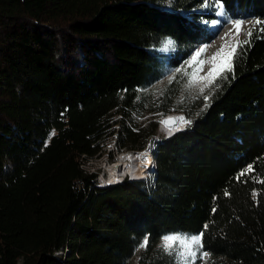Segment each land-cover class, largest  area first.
Returning a JSON list of instances; mask_svg holds the SVG:
<instances>
[{
    "label": "trees",
    "instance_id": "obj_1",
    "mask_svg": "<svg viewBox=\"0 0 264 264\" xmlns=\"http://www.w3.org/2000/svg\"><path fill=\"white\" fill-rule=\"evenodd\" d=\"M220 1L224 17L261 23L237 50L234 78L219 77L185 129L157 138L159 120L134 114L171 111L145 90L217 35L216 7L0 0V264H128L136 254V264H179L159 244L175 232L202 233L215 264H264V0ZM114 130L119 148L150 146L154 179L101 185L84 167Z\"/></svg>",
    "mask_w": 264,
    "mask_h": 264
},
{
    "label": "rangeland",
    "instance_id": "obj_2",
    "mask_svg": "<svg viewBox=\"0 0 264 264\" xmlns=\"http://www.w3.org/2000/svg\"><path fill=\"white\" fill-rule=\"evenodd\" d=\"M166 1L168 2L170 0ZM220 3L223 4L221 1ZM205 4L209 6L213 5L216 7L217 12L220 11V9L214 4L212 0H205ZM236 19L242 21L239 35H237L236 29L231 22L232 20ZM256 20L258 19L254 16L229 19L224 17V12L220 14L219 18L212 22V26L217 31V35L208 42L196 45L189 57L183 60L179 66H168L163 77L145 90V102L150 103L156 99V101L159 100L162 102L161 104L157 103V105L160 106H162L166 101L170 102L171 111L168 114L177 112L179 116L181 115L183 118L186 117V119H184L186 121H191L190 114L192 116H196L202 113L206 108V103L207 105L210 103L221 86V82L219 83L218 80L221 76H217L215 81L211 82V78L208 76L210 69L213 67L220 68L224 64L226 53L232 50L237 41H241L245 36H247V33L250 29L252 30L253 28L257 27V25H259L255 24ZM171 40L173 41V39ZM162 47L170 51L175 47V42L173 45L167 47L162 43ZM201 48H204L205 50L200 52ZM197 53H199V55H197ZM193 57H196L195 61L193 60ZM177 69H181L182 71L177 72ZM201 89H203V92L200 91ZM166 95H168L169 98H167ZM205 96L209 97L207 102L204 100ZM155 113H158L157 117H153V114ZM155 113L149 111L141 115H139V113H135L134 121L144 125L149 124V121L152 118H157L159 122L154 136H158L160 133V119L162 116L165 117L168 114L165 113L163 115H159L160 112ZM182 123L184 122L182 121ZM113 127L114 129H117V124H114ZM117 139V131L115 132L114 130V132L107 134L106 137L100 141L99 154L91 158H85L83 161L84 167L89 171H95L98 169L100 170L99 176L97 177L98 184L105 180L109 173V166L117 163V160L120 156L132 153L134 152L133 150L139 151V149L127 147L119 148ZM146 148L148 149L149 146ZM153 170L154 169L148 170L146 180L154 179ZM170 234H180L182 236L197 235L183 232H175ZM159 244H162V238ZM176 248L177 250H183L179 242H176ZM141 249L142 247L140 246L137 253H139ZM193 251H196V257L191 259L189 264H215L214 258L209 252L203 250V248L197 250L194 246ZM204 252L208 253L206 257L202 255ZM137 259L138 255L136 254L128 264H136Z\"/></svg>",
    "mask_w": 264,
    "mask_h": 264
},
{
    "label": "snow or ice",
    "instance_id": "obj_3",
    "mask_svg": "<svg viewBox=\"0 0 264 264\" xmlns=\"http://www.w3.org/2000/svg\"><path fill=\"white\" fill-rule=\"evenodd\" d=\"M214 4L220 9V11L217 12V15L222 14L223 12L226 11V9H224L223 4L220 3V0H214ZM236 29V33L237 35H239V32L241 30V24L242 21L239 19L236 20H232L231 21ZM261 21L260 20H256L255 24H260ZM261 31H264V29H261ZM247 36L249 37V39L244 40V41H237L236 45L233 46L232 50L228 53H226L225 55V60H224V64L220 67V68H216L213 67L212 69H210L208 76L211 78V82H214L215 79L217 78V76H222L224 79H227V76L224 75L226 72H232L233 73V78H234V68H233V61L234 58L237 54V50L239 48H241L243 45L246 44H250V38L252 36V30L250 29L247 33ZM162 43L167 47V46H171L174 44V41L171 40V38H164V40L162 41ZM205 49L201 48L200 52H203ZM197 55H199V53H197ZM193 60H196V57H193ZM177 72L182 71L181 69H177ZM200 79H204V78H200ZM201 92H203V89L200 90ZM204 100L207 102L209 100L208 96L204 97ZM206 107L208 106L207 103L205 105ZM183 121L184 123H191V121H186L184 120L183 117L180 118H175V117H168L166 120L161 121V123L170 126L174 123H176L177 121ZM176 129H173V131H175ZM169 135L172 134V132L170 131L168 133ZM251 165L247 166V170L251 169ZM241 175H244V173L242 172ZM113 180H109L107 181V183H113ZM255 195V193H254ZM205 227H207V225H205ZM202 237L203 234H197V235H191V236H182L180 234H168L162 237V244H161V249L162 251L170 254V255H175L178 259V261L180 262V264H189L191 259H194L196 257V251H193V247L195 246V248L197 250L202 249L203 244H202ZM176 242H179L180 245L182 246V251L181 250H177L176 248ZM141 247H147L148 246V237H145L140 245ZM203 256H207L208 253L204 252L202 253Z\"/></svg>",
    "mask_w": 264,
    "mask_h": 264
},
{
    "label": "bare ground",
    "instance_id": "obj_4",
    "mask_svg": "<svg viewBox=\"0 0 264 264\" xmlns=\"http://www.w3.org/2000/svg\"><path fill=\"white\" fill-rule=\"evenodd\" d=\"M168 114V113H167ZM168 117L180 118L177 112L173 114H168L167 116H162L160 122L166 120ZM182 121H177L176 123L167 126L162 123V127L168 131H173V129L182 128ZM135 150L132 153L124 154L120 156L117 163L109 166L108 176L105 181L113 180L114 182L121 181L125 175L131 176V178H140L147 175L148 170L152 167L153 157L151 151L147 148L141 151Z\"/></svg>",
    "mask_w": 264,
    "mask_h": 264
},
{
    "label": "clouds",
    "instance_id": "obj_5",
    "mask_svg": "<svg viewBox=\"0 0 264 264\" xmlns=\"http://www.w3.org/2000/svg\"><path fill=\"white\" fill-rule=\"evenodd\" d=\"M160 123H161V122H160ZM188 124H189V123H186V124L183 123L184 126H182V128H179V129H177V130H175V131H172V134L169 135L168 133H169L170 131L164 129V128L162 127V123H161V124H160V128H159L160 133H159L158 136H156V137H157V138H158V137H166V138H168V137L172 136L173 134H175L176 132L185 129V128L188 126ZM148 149L150 150V148H148ZM150 151H151V154H152V157H153L152 167L150 168V170H151V169H155V168H156V163H155L156 160H155V157H154V154H153L152 150H150ZM95 172H98V176H99L100 170H99V169H98V170H95ZM98 176H97V177H98ZM124 178H129V179H141V178H143V179H147V175L144 176V177H140V178H131L130 175H129V176L125 175ZM124 178H123V179H124ZM123 179H122V180H123ZM122 180H121V181H122ZM119 182H120V181H119ZM116 183H117V182H116ZM100 184L103 185V184H109V183H107V181L103 180V182H101ZM110 184H113V183H110Z\"/></svg>",
    "mask_w": 264,
    "mask_h": 264
},
{
    "label": "built area",
    "instance_id": "obj_6",
    "mask_svg": "<svg viewBox=\"0 0 264 264\" xmlns=\"http://www.w3.org/2000/svg\"><path fill=\"white\" fill-rule=\"evenodd\" d=\"M180 117H182V116L180 115ZM184 119H186V117H185ZM153 147H154V146H153ZM149 148H150V146H149ZM150 150H152V149L150 148ZM155 163H156V161H155Z\"/></svg>",
    "mask_w": 264,
    "mask_h": 264
},
{
    "label": "water",
    "instance_id": "obj_7",
    "mask_svg": "<svg viewBox=\"0 0 264 264\" xmlns=\"http://www.w3.org/2000/svg\"><path fill=\"white\" fill-rule=\"evenodd\" d=\"M133 151H135V150H133Z\"/></svg>",
    "mask_w": 264,
    "mask_h": 264
}]
</instances>
